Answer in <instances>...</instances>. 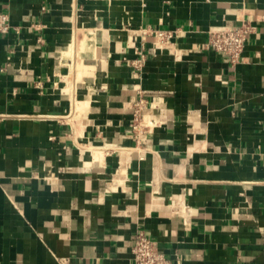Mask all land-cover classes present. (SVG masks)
Wrapping results in <instances>:
<instances>
[{
    "label": "crops",
    "instance_id": "obj_1",
    "mask_svg": "<svg viewBox=\"0 0 264 264\" xmlns=\"http://www.w3.org/2000/svg\"><path fill=\"white\" fill-rule=\"evenodd\" d=\"M1 13L0 264H134L137 231L166 264H264V0H0ZM243 24L238 61L207 46Z\"/></svg>",
    "mask_w": 264,
    "mask_h": 264
},
{
    "label": "built area",
    "instance_id": "obj_2",
    "mask_svg": "<svg viewBox=\"0 0 264 264\" xmlns=\"http://www.w3.org/2000/svg\"><path fill=\"white\" fill-rule=\"evenodd\" d=\"M10 30V24L6 14H0V31L7 32ZM145 34L149 33L157 40L163 43H170L175 37L172 30L163 28L145 29ZM250 34V26L243 24L230 29H214L209 31V39L207 46L224 54L234 63L241 59L245 47V43ZM149 58V53L144 49H138L136 57L125 60L136 71L141 70L145 62ZM147 99L143 95H139L133 102V118L131 128L142 131L144 113L147 107ZM132 256L134 264H166L167 260L164 252L160 248L157 241L152 239L144 231H137L132 241Z\"/></svg>",
    "mask_w": 264,
    "mask_h": 264
}]
</instances>
